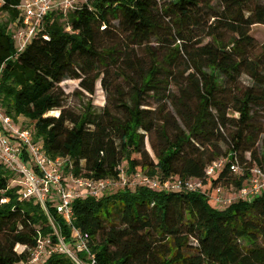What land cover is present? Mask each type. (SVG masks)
Returning <instances> with one entry per match:
<instances>
[{"label": "trees", "instance_id": "1", "mask_svg": "<svg viewBox=\"0 0 264 264\" xmlns=\"http://www.w3.org/2000/svg\"><path fill=\"white\" fill-rule=\"evenodd\" d=\"M22 1L0 0V13L8 15L0 23V108L49 157L68 158L64 174L116 179L125 163L130 175L205 180V168L226 157L211 186L237 194L248 169L264 167V149L254 150L264 134L255 117L264 113V44L250 34L252 25L264 24V0H77L71 9L48 11L17 51L12 32ZM211 19L203 43L197 34ZM182 59L189 72L178 82L174 69ZM110 67L131 84L115 112L91 99L79 115L64 108L62 81L77 79L93 95L100 79L109 93L102 74ZM242 75L252 84L243 87ZM173 82L179 97L165 98L184 128L170 106L142 107L149 106L146 97L161 102ZM231 122L235 131L222 154L218 134ZM153 132L161 144L151 143L155 159L145 149ZM234 161L242 171L229 170ZM13 178L0 163V264H75L58 249L30 260L38 239L46 241L45 251L58 248L73 227L87 235L96 264H264V192L215 209L203 191L124 187L74 198L68 224L51 202L46 213L34 198L20 200ZM17 244L24 250L16 252Z\"/></svg>", "mask_w": 264, "mask_h": 264}, {"label": "built area", "instance_id": "2", "mask_svg": "<svg viewBox=\"0 0 264 264\" xmlns=\"http://www.w3.org/2000/svg\"><path fill=\"white\" fill-rule=\"evenodd\" d=\"M75 2L77 0H23L19 5L21 23L17 28H13L12 32L17 51H21L36 34L48 11L55 7L71 9ZM24 155L29 159L25 160ZM29 160L31 166L28 164ZM227 162L226 157H221L210 163L205 168V180L178 176H169L161 180L144 171H136L130 175L125 163L118 166L116 179L75 176L72 172L64 174V165L70 163L68 158L49 157L39 144L32 141L31 131L20 127L0 108V163L13 173L11 184L17 187L19 199L34 198L46 213L48 203L51 202L68 224H71L73 215L71 202L74 198L100 196L109 190L124 187L146 186L153 191H203L220 207L228 206L238 198L250 200L264 192V167L261 166H252L248 169L246 183L237 194L221 185L210 187L209 178L212 179ZM229 170L238 173L242 168L234 161L229 164ZM45 243V240L38 239V244L31 253V262H37L42 255L58 249L67 254L75 264H96V257L91 251L87 235L77 228L73 227L69 242H64L59 237L58 248L45 251Z\"/></svg>", "mask_w": 264, "mask_h": 264}, {"label": "rangeland", "instance_id": "3", "mask_svg": "<svg viewBox=\"0 0 264 264\" xmlns=\"http://www.w3.org/2000/svg\"><path fill=\"white\" fill-rule=\"evenodd\" d=\"M213 6H219L218 3L213 2ZM207 17L204 16V19H206ZM8 20V15L7 13H0V23H5ZM208 24H203L202 27L199 29L198 34L200 35L199 38L200 40H202V42H206L209 41L210 37L206 36V33H208L210 31V29H208V25L209 23L212 22L211 20H208ZM114 25H117V22L114 21L113 22ZM13 25L10 24V28H12ZM250 34L251 36L254 38V40L256 41V43L258 45L264 44V24H254L250 27ZM231 35V34H230ZM229 35H225V37H228ZM117 39V38H116ZM153 46L155 48V39L152 40ZM193 44V42H191ZM138 55H141V57L144 60L143 63L146 62L147 57L144 55V53L139 50L138 51ZM119 71L120 70H116L115 67H110V70L107 74H102V76H104L105 79V84L109 89V93H107L106 91H104L102 89L101 86V81L100 79L96 81L95 83V93L93 95H89L87 92L81 90L80 86H79V80L77 79H67L64 80L60 83V87L62 89V91L65 93L64 96V100H63V106L65 109H67L69 112L74 113V114H81L83 112V110L85 109V105L87 103L88 99L92 100V103L95 107L98 108H102V107H107V109L111 110L112 112H115V110L113 109V106L115 105V103H117L118 101H121L124 97L129 96V92H130V83L129 82H125L123 80H121V78L119 77ZM131 72V71H128ZM189 72V70H187L186 68V63L185 60L182 59L179 63V65L174 69V74L176 77V80L178 82H184V77L185 75ZM240 81L243 87H246L248 85L252 84V81L249 79L248 76L246 75H242L240 77ZM130 84V85H129ZM179 93L180 90L178 89V86L175 85V83L173 82V84L170 86V88L168 90H166L165 94H164V99H162L161 102H156V100L154 98H150V97H146L145 98V104H148L149 106H142V107H149L151 109L154 108H158L161 107L162 105H166V106H170L169 110H171V112L173 113L172 119H174V121H176L177 126L184 128V125L182 123V121L180 120V118H178L175 113L174 110L171 106V104L169 103V98H165V95H176V97H179ZM58 114L57 110H54L53 113H51V115H56ZM228 115L231 117H237L238 114L234 113L232 111L228 112ZM262 116H264V113H258L255 117L258 120H261L262 122H264V119H262ZM21 121V119H20ZM169 127L173 128V124L170 123ZM227 128H223L220 130V134H218V147L221 149L222 154L224 153V151L229 147V140H230V136L232 134H234L235 131V126H234V122H231L230 124H227L226 126ZM151 143L153 145H155L156 147L161 146L160 144V139L159 136L157 135L156 132H153L151 135H149V139L148 137L145 138V149L148 152V154L155 159L152 147H151ZM264 149V134H261L259 136V140L257 142V144L254 147V150L256 151L257 155L260 153V150ZM246 156H249V153H246ZM212 185V179L209 178V186L211 187ZM247 200V199H246ZM209 205L212 208H220V206L218 204H216L213 200L209 199ZM194 244V242H193ZM15 251L16 252H21L24 250V246L17 244L15 246Z\"/></svg>", "mask_w": 264, "mask_h": 264}]
</instances>
